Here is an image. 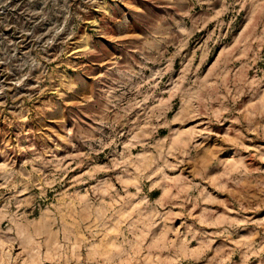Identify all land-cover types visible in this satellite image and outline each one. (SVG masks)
<instances>
[{
  "label": "rangeland",
  "instance_id": "374dc122",
  "mask_svg": "<svg viewBox=\"0 0 264 264\" xmlns=\"http://www.w3.org/2000/svg\"><path fill=\"white\" fill-rule=\"evenodd\" d=\"M0 264H264V0H0Z\"/></svg>",
  "mask_w": 264,
  "mask_h": 264
},
{
  "label": "bare ground",
  "instance_id": "6f19581e",
  "mask_svg": "<svg viewBox=\"0 0 264 264\" xmlns=\"http://www.w3.org/2000/svg\"><path fill=\"white\" fill-rule=\"evenodd\" d=\"M33 263V262H32Z\"/></svg>",
  "mask_w": 264,
  "mask_h": 264
}]
</instances>
